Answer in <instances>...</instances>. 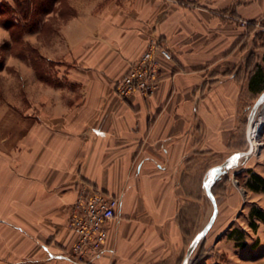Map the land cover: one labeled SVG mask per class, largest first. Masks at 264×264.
I'll return each instance as SVG.
<instances>
[{
  "label": "crops",
  "instance_id": "crops-1",
  "mask_svg": "<svg viewBox=\"0 0 264 264\" xmlns=\"http://www.w3.org/2000/svg\"><path fill=\"white\" fill-rule=\"evenodd\" d=\"M54 4L69 13H45L41 24L52 21L53 32L24 35L27 47L37 45L39 74L0 17V74H21L0 81V264H182L213 214L207 171L249 146L264 0ZM152 39L173 53L159 56V88L121 97L116 82ZM252 172L264 178V137L212 185L218 214L208 233L238 255L221 264H264L255 212H264V189L249 185ZM86 188L120 205L105 250L83 263L67 254L76 240L68 222Z\"/></svg>",
  "mask_w": 264,
  "mask_h": 264
},
{
  "label": "built area",
  "instance_id": "built-area-1",
  "mask_svg": "<svg viewBox=\"0 0 264 264\" xmlns=\"http://www.w3.org/2000/svg\"><path fill=\"white\" fill-rule=\"evenodd\" d=\"M159 56L171 59L173 53L160 39H152L146 49L134 61L127 72L116 82L115 91L123 98L134 94L150 96L160 86ZM264 102L258 108L251 127L253 152L256 153L263 143ZM120 198L97 188L81 191L73 203L68 227L76 234V240L67 254L78 262H89L106 248L109 235V222L117 215Z\"/></svg>",
  "mask_w": 264,
  "mask_h": 264
},
{
  "label": "rangeland",
  "instance_id": "rangeland-1",
  "mask_svg": "<svg viewBox=\"0 0 264 264\" xmlns=\"http://www.w3.org/2000/svg\"><path fill=\"white\" fill-rule=\"evenodd\" d=\"M20 1V0H19ZM18 0H16V2H18L17 4H11L14 8V12H10V14H8L7 11H11L12 9H6L11 7L10 4H0V17H1V22L3 23L4 20H6V18L8 17H17L20 22L21 25L26 23L25 20V7L23 6L24 4H26L27 0L21 1L19 3ZM35 2V0H33ZM37 2V0H36ZM20 4V5H19ZM22 4V6H21ZM23 8V10H22ZM58 8H56L57 10ZM63 10V14L69 13V9L66 8L64 6ZM35 11V10H34ZM16 13V14H14ZM45 11L38 13V15H34L30 16V20H34V21H30V23H28L27 26H16L13 29V33L15 35V37H17L16 39L19 40L18 44H14V48L17 50L15 52H18V50H20L21 46L26 44L25 42V38L24 35L27 33V31L33 33V32H37L40 31L41 35H48L50 33L53 32V22L51 21L50 23L47 21V23L41 24V22H43L44 17H45ZM12 15V16H11ZM37 18V20H35V18ZM29 27V29H28ZM257 28L256 34L258 35L259 39H263L264 40V19L255 26ZM255 28V29H256ZM18 35V36H17ZM36 44L33 43H29V55H30V59H31V64L33 65V67L36 69V66L33 63V59H32V49H35L38 51V48L36 47ZM27 47H25L26 49ZM25 53L24 55H27L28 53V48L26 50H24ZM19 56L21 57L22 55L20 54V52H18ZM40 61H42L39 58ZM3 63V61H2ZM2 66V65H0ZM43 66V62L42 65ZM43 68V67H41ZM37 74H39V72H36ZM46 78L49 80H52V74L51 73H46L45 74ZM10 77H14L15 79L21 78V74L20 73H16V72H9L8 76L6 74H0V81L3 82L4 80H8ZM14 90V89H13ZM10 90V91H13ZM15 91V90H14ZM6 90L5 89H1L0 90V97H5ZM258 94H255V97ZM256 100V99H255ZM232 171V169L227 170L225 174L222 175V178L225 176H228V173L230 174ZM208 172V171H207ZM207 192V190H206ZM209 196L208 192H207V197ZM210 200L207 198V203H209ZM207 218V217H206ZM214 229H212L199 243L198 248L195 249L196 251H194L191 255L189 264H221V261L227 260L229 256H238L235 252L234 249H231V246L229 245V243H221L220 245H216L215 243V239H214ZM244 254V253H243ZM183 260V259H182ZM181 260V262H182Z\"/></svg>",
  "mask_w": 264,
  "mask_h": 264
},
{
  "label": "trees",
  "instance_id": "trees-1",
  "mask_svg": "<svg viewBox=\"0 0 264 264\" xmlns=\"http://www.w3.org/2000/svg\"><path fill=\"white\" fill-rule=\"evenodd\" d=\"M21 1L24 2V0H20L19 3ZM55 1H57V0H37V2H36V0H35V2L33 0H27L26 4L23 5L25 7V17L24 18L26 20V23L22 24V25L27 26L28 23H30V21H34L33 19L30 20V16H33V14L36 16V15H38V13H41L44 11L48 12L51 10H56V8H58L57 10L60 11L62 16H67L68 13L63 14L64 12L62 10V9H64V6L66 7V4H62V6H56L54 4ZM10 6L11 7H9V8L6 7V9H10V8L12 9L11 11H7L8 14H10V12H14L13 8L15 6L13 7L11 4H10ZM21 6H22V4H21ZM22 10H23V8H22ZM14 14H16V13H14ZM34 18H35V20H37L36 17H34ZM3 24L5 26H7L9 28V30L11 31V34H12L13 40H14V44L16 42H17L16 44H18L19 40L16 39L17 37H15V35L13 33V29L16 26L22 27L20 20L17 17L12 16V17L6 18V20L3 21ZM28 29H29V27H28ZM25 47H27V45L24 44L21 46L20 50H18V52H20L21 55H23L25 53L24 50H26L27 48L29 51V45L26 49H25ZM32 52H33V55H32L33 63L36 66L37 71L38 70L40 71V69H42L41 68L42 62L39 60V52L35 49H32ZM249 84H250V87L256 93L264 90V64H257L256 65L255 71L250 78ZM251 177L253 178V182H249V185L251 187H253L255 189H264V178L260 174H258L256 172H252ZM255 212H256L257 216L264 221V212L261 209H257V210H255ZM251 223L253 224L254 222H251Z\"/></svg>",
  "mask_w": 264,
  "mask_h": 264
},
{
  "label": "water",
  "instance_id": "water-1",
  "mask_svg": "<svg viewBox=\"0 0 264 264\" xmlns=\"http://www.w3.org/2000/svg\"><path fill=\"white\" fill-rule=\"evenodd\" d=\"M264 102V90L260 93V95L258 96V98L256 99V101L254 102L253 106L251 107L249 116H248V120H247V139H248V143L249 146L246 150H242V151H236L234 153H232L224 162L214 165L212 166L204 179V185L205 188L213 202V214L209 220V222L205 225V227L192 239V241L190 242L188 249L185 253V256L183 258L182 264H189L191 255L193 253V251L195 250L196 246L199 244V242L206 236V234L208 233L209 229L211 228V226L213 225V223L215 222V219L217 217L218 214V203H217V199L216 196L213 192L212 189V185L215 181H217L218 179H220L222 177L223 174L226 173L227 170L232 169L233 167L237 166L240 162V159L244 156H248L253 152V143H252V138H251V127L253 124V119L254 116L258 110V108L260 107V105Z\"/></svg>",
  "mask_w": 264,
  "mask_h": 264
},
{
  "label": "bare ground",
  "instance_id": "bare-ground-1",
  "mask_svg": "<svg viewBox=\"0 0 264 264\" xmlns=\"http://www.w3.org/2000/svg\"><path fill=\"white\" fill-rule=\"evenodd\" d=\"M263 120H264V113H263V118H262V120L259 121V122L257 123V127L261 125V123H262Z\"/></svg>",
  "mask_w": 264,
  "mask_h": 264
}]
</instances>
